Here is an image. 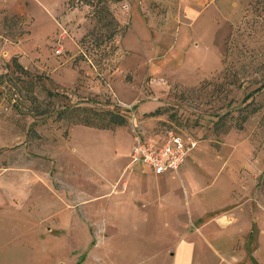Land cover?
<instances>
[{"label":"rangeland","instance_id":"obj_1","mask_svg":"<svg viewBox=\"0 0 264 264\" xmlns=\"http://www.w3.org/2000/svg\"><path fill=\"white\" fill-rule=\"evenodd\" d=\"M186 1L120 0L123 34L97 46L80 43L94 21L74 0H0V264H128L108 198L134 171H123L133 137L169 131L195 142L171 194L213 214L252 198L264 228V89L244 101L264 82V64L245 66L264 62V16L255 0H207L185 17ZM232 47L234 74L222 62ZM72 107L126 122L56 120Z\"/></svg>","mask_w":264,"mask_h":264},{"label":"crops","instance_id":"obj_2","mask_svg":"<svg viewBox=\"0 0 264 264\" xmlns=\"http://www.w3.org/2000/svg\"><path fill=\"white\" fill-rule=\"evenodd\" d=\"M187 1L185 17H193L207 0ZM133 168L125 191L107 202L110 236L128 244V264H264L262 212L247 209L252 198H226L224 210L213 214L197 209L203 198L171 194L167 184L172 186L176 174L157 176L142 164Z\"/></svg>","mask_w":264,"mask_h":264},{"label":"trees","instance_id":"obj_3","mask_svg":"<svg viewBox=\"0 0 264 264\" xmlns=\"http://www.w3.org/2000/svg\"><path fill=\"white\" fill-rule=\"evenodd\" d=\"M75 3L87 7L90 11V16L94 21V26L88 33H86L81 39L80 43H85L88 39L96 40L97 46L101 45V38L103 37L107 42L113 41L115 37H119L123 34V31H120V28L117 25V22L112 14L111 7L118 5L120 0H74ZM254 7L257 12L261 13L264 16V0H255ZM102 51V50H101ZM230 51V53H229ZM228 53L223 59V71L226 73H233L231 69L233 68V63L237 62L234 58H231L237 49L229 48ZM254 50H251V54H254ZM240 54V53H238ZM262 54V53H261ZM256 63L248 62L245 66L258 65L261 66L264 62L259 59H253ZM252 60V61H253ZM264 89V82L260 84L255 89L251 90L244 97V101H247L252 94L260 92ZM250 103V102H249ZM248 103V104H249ZM247 104V105H248ZM256 110L252 109L247 115L255 113ZM56 120L58 121H67L71 125H79L87 128H93L97 130H110L114 127H122L125 125L126 119L122 111L116 110H105L98 111L93 110L87 107H72L67 108L62 112H58L56 115ZM246 117H243L241 122L234 127L236 129H241L242 123H244ZM217 123V122H216ZM227 130V129H226ZM226 130H222L225 132ZM219 129H216V132L220 133Z\"/></svg>","mask_w":264,"mask_h":264},{"label":"built area","instance_id":"obj_4","mask_svg":"<svg viewBox=\"0 0 264 264\" xmlns=\"http://www.w3.org/2000/svg\"><path fill=\"white\" fill-rule=\"evenodd\" d=\"M194 147L193 140L171 131L166 132L156 141L134 136L127 154L128 163L123 171L142 164L149 167L157 176L164 172L176 174L178 167Z\"/></svg>","mask_w":264,"mask_h":264}]
</instances>
